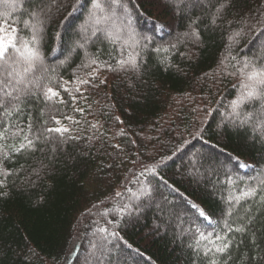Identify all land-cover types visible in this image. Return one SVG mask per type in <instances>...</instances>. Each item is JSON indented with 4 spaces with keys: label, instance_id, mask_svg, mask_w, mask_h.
<instances>
[{
    "label": "trees",
    "instance_id": "trees-1",
    "mask_svg": "<svg viewBox=\"0 0 264 264\" xmlns=\"http://www.w3.org/2000/svg\"><path fill=\"white\" fill-rule=\"evenodd\" d=\"M14 2H0V12ZM121 2L128 12L114 6L98 25L93 0H44L35 79L59 98L31 88L15 102L18 114L0 111L9 132L42 133L34 150H9L2 164L10 175L0 176V264H264V192L230 205L264 173V136L225 117L243 62L264 64V0H231L219 15L224 0ZM27 19L17 11L0 24L28 38ZM114 25L134 30L140 46L107 39ZM130 56L138 70L121 68ZM55 127L68 131H45ZM251 215L246 233L225 226ZM197 228L208 239L197 243ZM217 236L228 238L230 255L209 251Z\"/></svg>",
    "mask_w": 264,
    "mask_h": 264
},
{
    "label": "snow or ice",
    "instance_id": "snow-or-ice-1",
    "mask_svg": "<svg viewBox=\"0 0 264 264\" xmlns=\"http://www.w3.org/2000/svg\"><path fill=\"white\" fill-rule=\"evenodd\" d=\"M3 2V0H0ZM231 0H224L219 8H217V15L223 12L224 8L229 6ZM26 5L27 8H26ZM114 6L119 7L124 13L128 12L127 7L121 2V0H93V11L91 13V19L96 24H101L108 20H111L115 14ZM7 7L11 10L10 12H0V20H4L13 12H24L28 16L27 20H23L24 27L30 32V37L23 38L19 37L17 30L11 28L10 31H6V24H0V111L5 116H11L18 114L20 111L19 104L15 103L21 99L22 95H28L31 88H44V98L49 101H53L59 98V93L51 87L41 86L35 79L36 73L43 70V57L40 53V41L42 39L43 24L48 17L50 7L44 3V0H39L35 5L29 4V0H15L14 3L7 4ZM173 7L179 10V5L173 3ZM127 18V17H125ZM215 23V19L212 21ZM131 27V21L125 26ZM104 35L112 43H120L123 41L126 47H138L141 44L140 39L134 30L125 32V29L120 26H113L112 28L104 29ZM187 35L194 37L197 41L199 40V33L192 30ZM240 33H235L230 39L235 41L236 37ZM147 40V37H144ZM82 47V45H81ZM172 45V48H175ZM11 50V51H10ZM156 52H168L169 49L156 48ZM233 59H235L233 57ZM94 64L95 61H92ZM121 68L131 67L132 69L138 70L139 64L136 56H130L128 60H121ZM116 70V69H113ZM240 75L243 77L239 91L240 95L237 100L232 103V117L230 118L232 123H237L238 126L247 125L252 130L260 131L261 135L264 136V64L257 66L255 63L245 60L242 67L239 69ZM82 84H87L88 81H81ZM23 86V87H20ZM78 90V89H77ZM65 91H68L65 89ZM15 93V94H14ZM63 103V100L60 99ZM258 108V111H245L241 112L240 109L245 104H254ZM57 125L60 121H56ZM13 127L11 125H5L3 121H0V176H7L10 173L2 167L3 161L10 159L8 151L11 150L14 153L21 154L25 151L34 150L36 141L39 139L38 134L35 137L32 136V126L28 125L27 128L15 126L16 130L9 132L8 128ZM47 133H56L59 136H63L68 131L64 127L47 128ZM202 131V130H201ZM199 134V133H198ZM13 138H19L15 144L9 143ZM45 139H51V137L45 135ZM247 167L246 165H241ZM229 182H232L231 179ZM4 187L3 181H0V188ZM264 192V173H261L257 177V182L254 185H250L246 190L241 191L240 195L233 197L230 201V205L234 202L238 203L240 200H248L257 195V190ZM264 204V196L259 201ZM251 211V210H249ZM228 215H232L229 211ZM199 216L203 217L206 221L211 223L210 217L203 211L199 212ZM255 220V216L251 215L248 217L246 223L241 226L232 229L231 225L226 224L225 226L229 231H236L239 233H246L249 225ZM100 231L107 233V229H100ZM199 233V241L206 240L208 237L196 229ZM112 235H117L112 233ZM254 235V234H253ZM219 241V244H217ZM213 245V249L209 251H215L221 255H230L229 249L232 245L228 242L227 237L217 236L216 240L210 241ZM254 243V241H253ZM103 250V243L100 245ZM130 248L131 246L128 245ZM208 255L207 252L204 253ZM210 264H220L218 260H211Z\"/></svg>",
    "mask_w": 264,
    "mask_h": 264
},
{
    "label": "rangeland",
    "instance_id": "rangeland-1",
    "mask_svg": "<svg viewBox=\"0 0 264 264\" xmlns=\"http://www.w3.org/2000/svg\"><path fill=\"white\" fill-rule=\"evenodd\" d=\"M6 31H10V30H8L7 28H6ZM230 113L229 114H226V120H230V118L232 117V106H230V111H229Z\"/></svg>",
    "mask_w": 264,
    "mask_h": 264
}]
</instances>
